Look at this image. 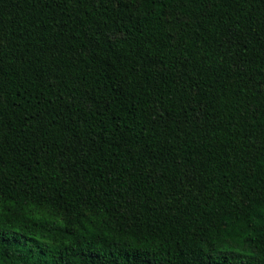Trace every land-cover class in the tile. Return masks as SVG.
Here are the masks:
<instances>
[{"label": "trees", "instance_id": "16d2710c", "mask_svg": "<svg viewBox=\"0 0 264 264\" xmlns=\"http://www.w3.org/2000/svg\"><path fill=\"white\" fill-rule=\"evenodd\" d=\"M0 264H264V0H0Z\"/></svg>", "mask_w": 264, "mask_h": 264}]
</instances>
